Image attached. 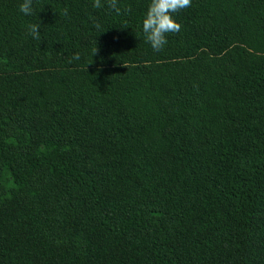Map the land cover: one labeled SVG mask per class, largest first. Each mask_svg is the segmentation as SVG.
<instances>
[{
	"label": "trees",
	"instance_id": "obj_1",
	"mask_svg": "<svg viewBox=\"0 0 264 264\" xmlns=\"http://www.w3.org/2000/svg\"><path fill=\"white\" fill-rule=\"evenodd\" d=\"M150 2L0 0V264H264V0Z\"/></svg>",
	"mask_w": 264,
	"mask_h": 264
},
{
	"label": "clouds",
	"instance_id": "obj_2",
	"mask_svg": "<svg viewBox=\"0 0 264 264\" xmlns=\"http://www.w3.org/2000/svg\"><path fill=\"white\" fill-rule=\"evenodd\" d=\"M191 3L192 0H151L142 21V30L154 52H160L168 43L167 34L180 31L181 25L175 21L173 14L191 7ZM102 6L101 0H94L93 7L101 8ZM107 6L116 14H120L121 9L118 6V0H107ZM19 11L25 16L32 15L33 0H23V3L19 6ZM125 11H131V9L128 8ZM65 14H67V9H65ZM29 29V35L33 39L39 40L41 25L31 24ZM72 59L79 60V54H74ZM69 63H71V60Z\"/></svg>",
	"mask_w": 264,
	"mask_h": 264
},
{
	"label": "rangeland",
	"instance_id": "obj_3",
	"mask_svg": "<svg viewBox=\"0 0 264 264\" xmlns=\"http://www.w3.org/2000/svg\"><path fill=\"white\" fill-rule=\"evenodd\" d=\"M4 193H6V190H5V192Z\"/></svg>",
	"mask_w": 264,
	"mask_h": 264
}]
</instances>
